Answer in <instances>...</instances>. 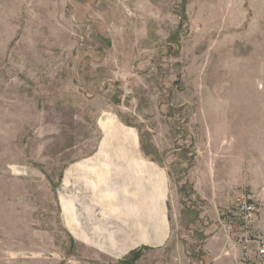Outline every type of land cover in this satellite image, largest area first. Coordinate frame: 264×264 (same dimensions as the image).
<instances>
[{"label": "rangeland", "instance_id": "374dc122", "mask_svg": "<svg viewBox=\"0 0 264 264\" xmlns=\"http://www.w3.org/2000/svg\"><path fill=\"white\" fill-rule=\"evenodd\" d=\"M239 193L264 239V0H0V264H215Z\"/></svg>", "mask_w": 264, "mask_h": 264}, {"label": "built area", "instance_id": "2783aa9c", "mask_svg": "<svg viewBox=\"0 0 264 264\" xmlns=\"http://www.w3.org/2000/svg\"><path fill=\"white\" fill-rule=\"evenodd\" d=\"M232 204L218 219L226 236V253L233 256V264H264V239L253 232L258 202L239 193Z\"/></svg>", "mask_w": 264, "mask_h": 264}, {"label": "crops", "instance_id": "0c3cea01", "mask_svg": "<svg viewBox=\"0 0 264 264\" xmlns=\"http://www.w3.org/2000/svg\"><path fill=\"white\" fill-rule=\"evenodd\" d=\"M150 195V194H149ZM150 198V197H149ZM165 203H164V199L163 201L160 203V207H159V213L162 212V218H163V226H164V229H154V215H155V211L154 209L150 210V208L146 209V228L145 229H142L138 232H127V233H122L120 234V237H129V238H139V237H146L147 238V243H140L139 245L141 246H155L157 244H155L154 240L156 238L158 239H161L164 234H165V237L163 238V241L166 239V235H167V232H166V216L164 215V208H165ZM75 237V236H74ZM125 241H128V240H125ZM137 245V246H139ZM136 246V247H137ZM226 249L227 247L224 245H216V243L214 242V240L211 239V241L209 240L206 244L203 245V251L206 255H208L212 261L215 262V264H233V261H231V259L229 257H227V260H225L224 256H220L219 254H224V255H227L228 254L226 253ZM131 250V249H130ZM128 250L127 253L130 251ZM124 264H127L126 262Z\"/></svg>", "mask_w": 264, "mask_h": 264}, {"label": "trees", "instance_id": "16d2710c", "mask_svg": "<svg viewBox=\"0 0 264 264\" xmlns=\"http://www.w3.org/2000/svg\"><path fill=\"white\" fill-rule=\"evenodd\" d=\"M131 254H132L131 261H135L139 256V251H133Z\"/></svg>", "mask_w": 264, "mask_h": 264}]
</instances>
